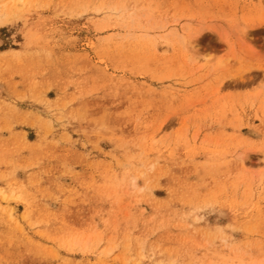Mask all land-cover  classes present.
Instances as JSON below:
<instances>
[{"label": "rangeland", "instance_id": "obj_1", "mask_svg": "<svg viewBox=\"0 0 264 264\" xmlns=\"http://www.w3.org/2000/svg\"><path fill=\"white\" fill-rule=\"evenodd\" d=\"M19 15L0 28V264H264V0Z\"/></svg>", "mask_w": 264, "mask_h": 264}, {"label": "bare ground", "instance_id": "obj_2", "mask_svg": "<svg viewBox=\"0 0 264 264\" xmlns=\"http://www.w3.org/2000/svg\"><path fill=\"white\" fill-rule=\"evenodd\" d=\"M23 3H24V0H0V28H4L12 24L13 22L19 20L20 7H22ZM167 34L176 37L178 41L180 42V44L182 45V48L186 52L188 50L189 51L193 50L194 48L193 44L197 43V39H193V37L189 36L188 34L184 35V34L178 33L175 29H170ZM240 35L242 37H245L246 36L245 31H240ZM161 44H164L165 46H167L168 41H164ZM158 46L159 45L154 44L153 46L154 53H157L159 51ZM162 48L163 46L161 47V49ZM261 151H263V149ZM246 158L247 156H244L240 159V163L244 167H245ZM263 160H264V156H263ZM0 195L1 196L3 195V197L5 196L4 193L1 192V190H0Z\"/></svg>", "mask_w": 264, "mask_h": 264}]
</instances>
